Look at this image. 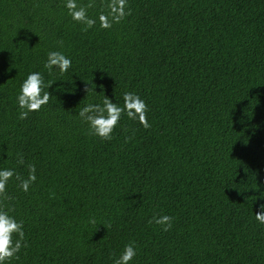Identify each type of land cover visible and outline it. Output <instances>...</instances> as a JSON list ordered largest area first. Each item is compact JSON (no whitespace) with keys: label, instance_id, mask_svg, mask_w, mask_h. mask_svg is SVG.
<instances>
[{"label":"trees","instance_id":"trees-1","mask_svg":"<svg viewBox=\"0 0 264 264\" xmlns=\"http://www.w3.org/2000/svg\"><path fill=\"white\" fill-rule=\"evenodd\" d=\"M75 2L90 27L66 0H0V168L20 177L0 207L24 232L5 264H112L129 242L135 264H264V0ZM49 50L67 72L43 67ZM29 71L53 84L18 119ZM126 91L147 127L122 115L111 139L90 134L79 110Z\"/></svg>","mask_w":264,"mask_h":264},{"label":"clouds","instance_id":"clouds-1","mask_svg":"<svg viewBox=\"0 0 264 264\" xmlns=\"http://www.w3.org/2000/svg\"><path fill=\"white\" fill-rule=\"evenodd\" d=\"M65 8L68 10V15L74 21H83L89 27L93 21L87 19L85 9L77 7L75 0H66ZM124 15L123 9L116 19L122 18ZM101 24L100 27H109V23L105 17H99ZM46 58L43 61V67L49 73L58 71L65 73L71 67L72 61L69 56L59 50H49L46 52ZM53 83L47 85L45 91L44 74L40 71H29L25 74L24 78L20 81L18 91L15 94V107L18 111V119H25L29 113L38 112L49 101V87ZM122 104L110 100L104 96L103 100L99 103L85 104L77 113L79 117L87 124L90 134L97 136L101 139H111L113 130L116 128L118 122L121 120L122 115L126 116L129 120H135L147 127V105L145 101L135 92L126 91L122 93ZM16 176L15 170L11 167L0 168V193L4 192L5 185L10 178ZM36 180V170L34 165L28 166L27 179L20 180V188L27 191L29 184ZM260 211L256 212L254 219L264 225V204H261ZM172 217L168 215H156L149 219V223H155L162 226V230H167L171 226ZM23 222L18 220L11 214V210L0 207V264H5L6 261L16 258L22 247L23 241ZM137 256V247L134 242H129L123 245L122 249L116 255L112 264H135L134 258Z\"/></svg>","mask_w":264,"mask_h":264}]
</instances>
